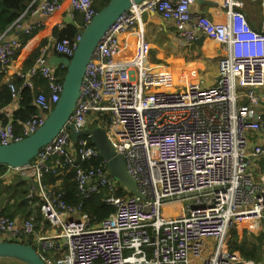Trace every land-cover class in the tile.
Returning <instances> with one entry per match:
<instances>
[{
	"label": "built area",
	"instance_id": "built-area-1",
	"mask_svg": "<svg viewBox=\"0 0 264 264\" xmlns=\"http://www.w3.org/2000/svg\"><path fill=\"white\" fill-rule=\"evenodd\" d=\"M63 1L35 0L0 35V73L12 65L22 47L19 38L8 39L6 33L32 35L41 23L25 26L24 17L49 16ZM196 1L146 0L108 29L86 67L67 125L29 165L8 167L1 177L4 183L31 177L27 197L30 202L38 199V212L18 221L0 207V241L33 237L34 247L49 264H250L229 249L228 236L244 222L259 230L264 218V178L258 180L254 174L257 161L264 160V18L261 31H255L237 10L239 3L223 0L227 20L213 21L192 13ZM70 4L81 15L83 28L98 13L94 0ZM147 12L172 22L185 46L203 34L224 47L215 84L205 86L197 80L183 89H165L163 81L171 77L163 67L149 63L151 48L144 33L133 58H117L122 37L141 25ZM79 39V32L74 39L59 38L54 50L72 58ZM57 68L49 63L48 47H43L32 67L19 73L22 87L33 89L38 78L48 90L35 96L40 114L24 121L18 134L12 118L7 123L0 118V145L19 141L44 125L63 91ZM8 86L18 99L19 89L11 82ZM104 113L106 119L98 117L99 125L108 126L116 151L145 199L119 194L127 189L108 172L90 138L72 139L68 125L81 131L91 126L93 115ZM49 174L54 183L45 182ZM69 174L77 188L74 204L67 201L62 187ZM102 190L103 201L115 211L97 221L84 206ZM183 201L186 205H180V212H162ZM39 212L56 234H44L45 226L39 229ZM52 252L60 256L52 260L43 255Z\"/></svg>",
	"mask_w": 264,
	"mask_h": 264
},
{
	"label": "crops",
	"instance_id": "crops-1",
	"mask_svg": "<svg viewBox=\"0 0 264 264\" xmlns=\"http://www.w3.org/2000/svg\"><path fill=\"white\" fill-rule=\"evenodd\" d=\"M70 1L71 0H64L60 9L49 16L26 15L23 20L25 26L41 23L40 27L35 30L32 35H29L31 37H28V40L26 39L27 36L18 30H11L6 33L5 36L8 39L12 37L19 38L22 41V47L14 58L12 65L6 72L2 73V75L0 74V90L2 85L11 82L21 93L22 82L18 75L32 67L40 49L48 47L49 58L51 55L57 54L54 50V43L59 39L57 32L61 31L65 25H68L65 21L67 18L72 17L74 19L75 12L71 7ZM234 1L239 3L237 10L245 15L250 26L255 31H261V21L264 18V0ZM222 2L223 0H206L204 3L196 1L191 7V11L193 14L205 15L213 21H224L227 20V11ZM142 29L143 32L141 31ZM143 33L151 48L149 63L156 67H163L169 72L170 77L171 75H178L179 78L183 79L182 76L185 75V82L171 84L173 90L183 89L188 84L197 80L204 81L205 86L216 83L218 79V61L224 55V47L207 37L202 45L193 42L185 46L179 38L172 22L164 20L157 12L145 13L141 25L138 24L135 26L134 31L124 34L120 44V53L117 56L119 60L129 61V59L133 58L138 46V41ZM202 36L204 35H198L197 39ZM210 65L213 67L212 69L214 71L212 81L206 80L204 76L201 75ZM33 82L34 88L32 89V93L35 99V96L39 92H46L48 89L45 81L42 79L35 78ZM177 85L178 88H176ZM20 102L21 96L3 108L1 113L8 118H12L14 112L20 109ZM261 174L262 176H260V178H264V172ZM16 180L19 181V177H14L11 181H5L3 184L8 186L16 183ZM25 184L28 186L27 182H25ZM4 191L7 192V190ZM18 202L19 200L13 196L10 199L2 198L0 200V207L7 215L18 221H22L30 212L32 215L38 212V209L34 210V208L37 207V203L30 202L29 205L25 204L26 206L23 208L18 206ZM38 221L40 224L39 229L45 226L44 234L54 235L57 233V230L52 228L41 217H39ZM56 255L59 257L60 253H56Z\"/></svg>",
	"mask_w": 264,
	"mask_h": 264
},
{
	"label": "water",
	"instance_id": "water-1",
	"mask_svg": "<svg viewBox=\"0 0 264 264\" xmlns=\"http://www.w3.org/2000/svg\"><path fill=\"white\" fill-rule=\"evenodd\" d=\"M144 1L146 0H109V3L99 10L84 28L80 27L72 17L65 20L67 24L78 29L80 39L72 58L59 54H53L49 58V63L52 66L66 68L60 99L48 114L44 125L36 132L8 145H0V164L12 168L29 165L38 157L41 149L54 140L67 125L76 107L86 67L92 59L98 43L121 15L126 13L133 5ZM197 1L204 3L206 0ZM205 38V36H202L196 39L195 43L202 45ZM68 127L72 130L71 136L74 142L81 136L90 138L92 145L99 151L101 158L107 162L108 172L130 193L143 199L146 198L140 192L137 180L129 173L124 157L116 151L105 128L86 127L81 131H76L73 126L68 125ZM19 181L28 183L27 191L29 192L33 185L32 178L23 176L19 178ZM22 202L29 205L30 198L26 197ZM2 258L17 259L26 264H49L39 255L34 246L15 241H0V259ZM236 264L243 263L238 262Z\"/></svg>",
	"mask_w": 264,
	"mask_h": 264
},
{
	"label": "trees",
	"instance_id": "trees-1",
	"mask_svg": "<svg viewBox=\"0 0 264 264\" xmlns=\"http://www.w3.org/2000/svg\"><path fill=\"white\" fill-rule=\"evenodd\" d=\"M34 1L35 0H0V35L8 31L13 26V23L22 15V13L26 12L27 9L31 7ZM94 2H95V8L99 11L109 3V0H98V1L94 0ZM74 19L79 26L84 25L83 21L81 20V15L79 13L77 12L74 13ZM57 34L59 38L74 39L78 34V29L68 24L65 25V27L61 31H58ZM28 37L30 38L31 36H27L26 39ZM57 70L59 76L61 77V80L63 81L64 74L66 73V68L58 67ZM0 74L2 75V73ZM20 80L23 84V80L22 79ZM165 81L169 85L170 79H166ZM20 96H21V102H20L21 107L20 109L14 112V115L12 117L13 126L17 134L20 132V129L24 121H26L31 116L40 114L39 113L40 111L38 112L39 109L33 102L34 98L31 88L22 87ZM14 100L15 99L12 97V93L8 84L2 85L0 90V118L4 121V123H7L9 121V118L6 117L4 114H2L1 110L6 106H8L9 104H11ZM106 116H107L106 113H104L102 116L98 114L93 115V122L90 128H96L100 126L102 128L108 129V126L105 124L99 125V119H98V117L99 118L102 117L106 119ZM107 124L109 125L108 122ZM8 167L9 166L7 165L0 164V186L3 185V180L1 179V177L6 173ZM17 180L16 183L5 186L4 190H7V192H11L10 194H12L13 197L19 200L18 206L24 208L26 206L25 203L20 201H22L28 195L27 185L25 184V182H20ZM62 181H63L62 187L66 194L65 198L71 204L76 203L78 201V197L76 195L77 188H76V183L73 180V174L66 175L65 177H63ZM45 182L54 183L55 177L53 176V174L46 175ZM128 193L129 191L127 190H121L119 192V194H125V195H128ZM105 195H106V191L102 190L92 195L89 198V200L85 202L84 211H86L88 214L92 215L93 217H96L97 221H101L107 218L115 211L113 206L106 204L103 201ZM31 202L37 203L38 199L35 198ZM36 209L38 208L35 207L34 210ZM37 215L38 217L42 218L40 212ZM30 216H31L30 214H27L26 217H30ZM235 236H236V231H235ZM21 243L36 247V243L33 237H30L29 239H25ZM263 245H264V232L258 236H254L253 241L244 237L243 240L240 241L239 243H236L235 241L232 243L228 242V247L230 248L231 251L240 252L241 257L245 261H252L254 263H257L261 260ZM11 260L17 261L20 264H25L24 262L19 261L17 259H11ZM0 264H10V263L0 262Z\"/></svg>",
	"mask_w": 264,
	"mask_h": 264
},
{
	"label": "rangeland",
	"instance_id": "rangeland-1",
	"mask_svg": "<svg viewBox=\"0 0 264 264\" xmlns=\"http://www.w3.org/2000/svg\"><path fill=\"white\" fill-rule=\"evenodd\" d=\"M213 67H211V65L205 70V72H202L201 75L204 76V78L208 81H212L213 79V76H214V71L212 69ZM195 71V70H193ZM167 73H169L168 71H166ZM169 76V75H168ZM182 78H179L178 75H171V81H170V84L168 85V83L166 81H163L164 83V87L165 89H169V90H173L171 84H175V83H179V82H185L184 81V78H185V75L182 76ZM176 88H178V85L176 86ZM102 128V127H101ZM106 130H108L106 128ZM264 172V161L263 160H259L257 161L256 165H255V170H254V174L255 176L257 177V179L259 180L260 176L262 175L261 173ZM5 188V185H1L0 186V200L2 198H5V199H10L12 197V194H10L11 192H6V191H3ZM128 195H132V193H128ZM178 203V205H176ZM186 205V201H183L182 203L181 202H175L173 204H169V206L172 205L171 207V210L173 212H180V208L179 210L177 211V206H180V205ZM162 212L165 213V208L162 209ZM261 229L258 230V228H255V229H250V224L244 222L242 223L241 225L237 226L234 231L232 230V232L230 233V235L228 236V242L232 243V242H236V243H239L240 241L243 240V238H248L249 240L253 241L254 240V236H258L260 235L261 233L264 232V218L261 219ZM235 231H236V236H235ZM60 243H64V239H60L59 240ZM230 249V248H229ZM45 255V257L47 259H54L57 257V255L55 253H50V254H43ZM0 262H5V263H10V264H20L18 263L17 261H14V260H11V259H5V258H2L0 259ZM250 264H264V245H263V250H262V254H261V260L257 263H253V262H249ZM26 264V263H25Z\"/></svg>",
	"mask_w": 264,
	"mask_h": 264
},
{
	"label": "bare ground",
	"instance_id": "bare-ground-1",
	"mask_svg": "<svg viewBox=\"0 0 264 264\" xmlns=\"http://www.w3.org/2000/svg\"><path fill=\"white\" fill-rule=\"evenodd\" d=\"M176 205H178V203ZM171 207H172V205L171 206L167 205V206L164 207L165 208V213L167 215H169V214H173L174 215L175 214V212H173L171 210ZM179 208H180V206H177V211L179 210Z\"/></svg>",
	"mask_w": 264,
	"mask_h": 264
}]
</instances>
